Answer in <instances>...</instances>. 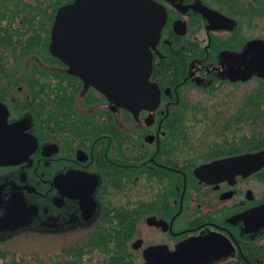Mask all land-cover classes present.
Listing matches in <instances>:
<instances>
[{
    "label": "flooded vegetation",
    "instance_id": "1",
    "mask_svg": "<svg viewBox=\"0 0 264 264\" xmlns=\"http://www.w3.org/2000/svg\"><path fill=\"white\" fill-rule=\"evenodd\" d=\"M153 1L166 13L149 45L154 104L148 86L129 108L71 72L50 50L55 16L48 51L0 52V228L41 222L62 248L102 234L100 264H151L198 241L200 253L182 264H264V165L194 172L264 150L263 131L234 129L244 98L222 112L240 85L264 81V29L246 28L226 0ZM75 33L89 34L100 62L117 48L103 24ZM214 93L223 96L218 141L193 156L176 147L186 143L185 114L192 98ZM29 210L32 222L20 225Z\"/></svg>",
    "mask_w": 264,
    "mask_h": 264
},
{
    "label": "water",
    "instance_id": "2",
    "mask_svg": "<svg viewBox=\"0 0 264 264\" xmlns=\"http://www.w3.org/2000/svg\"><path fill=\"white\" fill-rule=\"evenodd\" d=\"M165 18V10L153 0H75L57 10L50 50L68 65L71 72L96 84L115 103L133 107L143 89L148 86L145 103L154 104L158 98V90L155 85L147 84L151 69L149 45L153 46L156 42ZM102 24L108 35L110 31L111 46L117 48H112L115 52L103 57L100 62L101 58L97 55H90L94 49L89 34L81 33L78 37L75 30L89 31L92 25L100 27ZM252 49L262 48L255 45L250 47ZM232 164H239L244 174L255 171L264 165V150L201 165L194 172L201 178L203 170L205 172L218 167L226 169ZM257 210L264 211V205ZM35 213V210H29L20 215L17 222L29 225ZM201 247L202 242H195L151 264L185 263L197 256L200 252H194Z\"/></svg>",
    "mask_w": 264,
    "mask_h": 264
},
{
    "label": "trees",
    "instance_id": "3",
    "mask_svg": "<svg viewBox=\"0 0 264 264\" xmlns=\"http://www.w3.org/2000/svg\"><path fill=\"white\" fill-rule=\"evenodd\" d=\"M3 1L5 0H0V52L4 49L27 50L31 51L33 53L32 56H34L35 52L43 53L48 51L49 37L45 29L49 30L56 10L60 6L70 3L73 0H10V6H7ZM226 2L229 7H234L237 10V16L240 21L251 18L250 15L253 13H261L264 16V0H246L245 2L226 0ZM15 21H22L23 25L25 23L28 25L30 33L28 37L24 35V32H18L19 23L16 28L15 26L13 27ZM3 60V57H1V61ZM251 99L253 100V104L250 106L249 101ZM248 109L250 110L249 113ZM213 110H216V107ZM203 111L207 110L203 109ZM251 111H254V115H252ZM263 121L264 81L259 86H256L253 95H248V97L246 95L244 98V103L240 105V117L237 124L245 123L255 130L258 128L257 123ZM37 225L50 232H56L52 228H45L41 222H38ZM89 237L91 238L77 244H65L61 252L62 255L60 254L61 257L58 254L56 256H54L55 254L47 256L51 259L50 264H74V262L77 264L83 254H88L90 259L94 257L96 259L94 264H100V255L98 252L100 250L96 249L95 246L100 245L104 248L105 241L103 235H90ZM8 254L9 252L6 250L0 249V261L2 260L3 262H0V264H23L25 262V259H16L14 254L8 257ZM37 258L35 256L33 260H37ZM73 258L75 259L72 260Z\"/></svg>",
    "mask_w": 264,
    "mask_h": 264
},
{
    "label": "rangeland",
    "instance_id": "4",
    "mask_svg": "<svg viewBox=\"0 0 264 264\" xmlns=\"http://www.w3.org/2000/svg\"><path fill=\"white\" fill-rule=\"evenodd\" d=\"M9 1L10 0H5L3 2L6 3L7 6H10L11 3ZM237 1L245 2L246 0ZM250 17L251 18L243 19L244 21L241 20V24H245L246 28L248 26L254 25V29L256 31L264 29L263 14L261 15V13H253L252 15H250ZM18 23V21H15L13 23V27L18 26ZM18 32H20L19 29ZM260 75L264 76L263 73H261ZM257 84L258 81H250L248 83L240 85L235 91V96L232 100H230V103H232V105H222V112L229 113L231 108L235 107L239 103V101H242V99L246 97V94L250 92L249 90L255 88ZM222 98V94L214 93L210 96L207 95L206 97H204L202 95L191 99L193 100V103L190 104V106H192V109L185 114L188 117V121L184 123L186 143L177 142V148L182 147V149L184 148L193 156H198V154H202L203 152H205L206 148H209L216 144L218 138L215 136V132L219 129V125L221 124L220 122H223L222 114L220 116L221 121L219 120V117H217L219 112L217 106L219 103L218 100ZM215 107L216 110H213ZM203 109L207 111H203ZM257 125L258 128L253 130L250 125L239 123L235 124L234 129H236V131L240 133L251 131L264 132V121L257 123ZM238 136L239 138L241 137L240 134H238ZM52 229L55 230L54 227H52ZM76 237L82 239V237L84 236L70 235L69 240L73 241ZM62 241L63 238L56 232L53 233L49 230H45L44 228L38 226L37 222L33 223L28 229L16 228L15 230H13L7 229L6 227L0 228V249L9 252L8 257H10L11 254H14L16 259H25V262H23V264H50L51 259L47 256L53 254H55L54 256H56V254H58L61 257V249H63L61 247ZM35 256L38 257L37 260H33V257ZM74 259L75 258H73L72 260ZM0 262L3 263L2 260ZM94 262H96V259L94 257L90 259L88 254H83L77 264H94Z\"/></svg>",
    "mask_w": 264,
    "mask_h": 264
}]
</instances>
